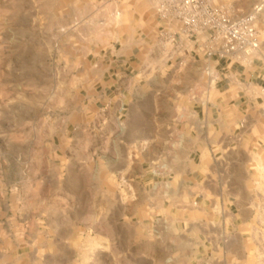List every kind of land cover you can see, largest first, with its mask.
Here are the masks:
<instances>
[{
    "label": "rangeland",
    "instance_id": "374dc122",
    "mask_svg": "<svg viewBox=\"0 0 264 264\" xmlns=\"http://www.w3.org/2000/svg\"><path fill=\"white\" fill-rule=\"evenodd\" d=\"M157 3L0 0V264H223L202 258L190 209L202 201L198 186L229 185L224 172L210 180L158 176L164 148L144 154L118 130L125 115L118 120L102 103L103 86L109 100L117 83L99 80L126 71L115 54L128 39L147 48L138 55L145 75L176 76L190 59L169 40L150 52L144 38H160ZM216 77L210 69V88ZM128 160L136 177L123 169ZM253 167L249 196L210 194L212 226L228 217L223 204L246 197L264 220V166ZM221 235L210 238V256H222Z\"/></svg>",
    "mask_w": 264,
    "mask_h": 264
},
{
    "label": "crops",
    "instance_id": "0c3cea01",
    "mask_svg": "<svg viewBox=\"0 0 264 264\" xmlns=\"http://www.w3.org/2000/svg\"><path fill=\"white\" fill-rule=\"evenodd\" d=\"M156 19L160 38L156 42L149 35L150 38H144L146 45L151 47L150 52H154L156 46L162 51L167 40L175 46L170 35L162 34L164 25L158 16ZM136 42V39H128L123 50L115 54L126 71L99 80L117 83L115 97L109 100L103 86L102 103L113 106L118 120L125 115V124H119L118 130L125 132L127 141L141 146L144 154L152 148H160V152L164 148L160 155L162 172H158V176L176 179L187 175L191 179L210 180V176H214L210 172L220 174L222 171L228 178V186L200 185L196 190L202 201L190 210L196 212L197 241L204 252L202 258H223V264H236L232 259L243 264H264V220L257 218L258 205L248 197L238 205L231 201L223 204L228 217L222 220L221 227L210 223V209H214L210 206V194L228 196L229 200L234 194L249 196L250 179L256 174L253 166L256 163L264 166V44L260 55L253 59L213 60L206 57L202 39L197 42L184 40L183 46L176 49L184 48L190 59H181L179 74L170 76L140 73L138 55L147 48L143 49V44ZM145 65L149 69L154 62L148 60ZM212 68L218 77L210 88ZM151 100V133H146V105ZM170 147L174 149H166ZM221 156L222 166L218 160ZM216 160L219 164L213 167ZM131 162L124 163L123 169L129 177H136ZM146 175L140 177L141 183H145ZM219 231L222 235L218 242L222 244L223 254L219 256L213 251L210 256V238L216 240Z\"/></svg>",
    "mask_w": 264,
    "mask_h": 264
},
{
    "label": "built area",
    "instance_id": "2783aa9c",
    "mask_svg": "<svg viewBox=\"0 0 264 264\" xmlns=\"http://www.w3.org/2000/svg\"><path fill=\"white\" fill-rule=\"evenodd\" d=\"M244 1L158 0L156 13L175 45L202 39L210 59L247 60L260 55L264 43V0H247V10Z\"/></svg>",
    "mask_w": 264,
    "mask_h": 264
}]
</instances>
